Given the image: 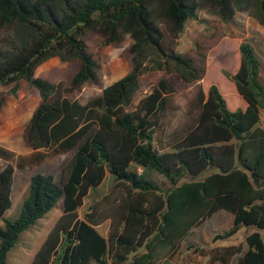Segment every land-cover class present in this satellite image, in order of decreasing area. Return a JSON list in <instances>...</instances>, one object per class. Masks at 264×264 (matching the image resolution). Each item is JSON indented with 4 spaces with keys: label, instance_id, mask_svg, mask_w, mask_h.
<instances>
[{
    "label": "trees",
    "instance_id": "1",
    "mask_svg": "<svg viewBox=\"0 0 264 264\" xmlns=\"http://www.w3.org/2000/svg\"><path fill=\"white\" fill-rule=\"evenodd\" d=\"M211 10L222 23L236 14L264 26V0H0V85L18 81L35 89L6 105L0 125L31 113L21 140L33 158L42 153L67 155L57 179L33 174L16 219L3 218L10 208L16 168L31 164L0 146V264L19 236L60 202L61 212L28 264H170L169 256L190 230L217 211L232 215L231 225L211 241L234 236L241 226L264 229V89L252 46L242 41L227 69L210 71L227 81L239 101L231 110L225 95L185 54L164 46L165 32L181 35L188 21ZM96 34L103 46L130 39L129 71L81 104L63 97L60 84L34 76L45 61L76 60L70 86L97 82L98 65L85 39ZM153 72L174 74L184 83L200 82L191 102L194 122L166 142L156 139L172 89L157 81L136 105L126 109L138 80ZM4 95L0 93V108ZM42 152V153H41ZM29 160V161H28ZM140 170V172L137 171ZM208 172V174H205ZM168 184L161 189L150 174ZM112 180L106 195L78 216L77 210L105 175ZM203 176L201 179H196ZM183 179H188L183 181ZM108 222L106 236L96 227ZM235 264H264V244L254 231ZM238 249L226 248L228 255Z\"/></svg>",
    "mask_w": 264,
    "mask_h": 264
},
{
    "label": "rangeland",
    "instance_id": "2",
    "mask_svg": "<svg viewBox=\"0 0 264 264\" xmlns=\"http://www.w3.org/2000/svg\"><path fill=\"white\" fill-rule=\"evenodd\" d=\"M165 32L164 46L176 53L185 54L203 71L206 81L212 80L217 84L225 95V102L228 108L236 110L239 108V101L229 90L227 81L208 69L213 64H218L227 69L232 65V55L240 42L245 41L244 17L236 14L231 23L225 24L219 21L215 13L205 10L198 13L196 21H188L181 35L171 36ZM5 32H1L0 36ZM87 51L98 65L97 82L87 83L79 87H71L70 80L77 72L79 63L76 60L60 62L56 58L49 59L42 63L34 73L36 78L42 79L50 84H60L65 91L63 97L68 100H76L83 104L89 99L100 94L101 90L115 81L122 78L130 68L129 45L130 39L125 36L118 45L103 46L99 36L89 33L85 39ZM259 64V83L264 89V59H257ZM164 79L172 89L169 96V104L162 125L156 131L158 145L166 142L170 135L180 134L187 126L194 122L195 113L191 110V102L201 81L195 83H184L174 74L153 72L141 77L137 83V89L133 93L131 103L126 109L134 111L138 101L155 86L158 80ZM18 87L11 93L13 84L0 85V93L4 95V102L1 115L4 117L6 105L9 102H18L22 95H33L35 104L31 111L38 104V96L35 89L27 86L23 81H18ZM33 93V94H32ZM29 113L15 119L8 120L0 125V146L15 153V155L31 157V164H26L21 169L16 168L14 162V176L10 196L11 205L5 212L3 218L11 221L17 218L22 201L28 195V178L33 174L51 175L57 179V166L67 155L42 153V159L33 158L32 151L25 147L21 140L22 129L25 126ZM259 126L264 129V109L259 110ZM12 131L8 136V133ZM29 161V160H28ZM4 163L0 161V169ZM140 172L139 169H137ZM205 174H208L206 172ZM200 176L196 179H201ZM150 178L161 188L168 187L167 182L159 175L150 174ZM188 179H183L186 181ZM112 186L111 178L106 174L100 186L90 191L77 210L78 216L87 209L93 202L103 195H106ZM61 212L60 202L47 212L35 225L23 232L16 243V246L9 252L6 264H28L38 246L44 239L46 233ZM232 215L226 211H217L210 217L203 220L197 227L189 231L186 237L179 243L177 250L169 256L170 264H235L236 259L246 248L244 239L250 233L256 231L261 236L264 244V229L256 230L252 227L241 226L237 233L229 239L211 241L214 234L226 230L231 225ZM2 223L0 222V227ZM108 222L105 221L96 231L103 237L106 236ZM238 249L235 253L228 255L226 248Z\"/></svg>",
    "mask_w": 264,
    "mask_h": 264
},
{
    "label": "crops",
    "instance_id": "3",
    "mask_svg": "<svg viewBox=\"0 0 264 264\" xmlns=\"http://www.w3.org/2000/svg\"><path fill=\"white\" fill-rule=\"evenodd\" d=\"M240 16L244 17L245 42L249 43L252 46L256 60L259 59V58L264 59V26L258 25L255 21H253L252 19L246 18L244 15H240ZM258 74H259V71H258ZM258 82H259V76H258ZM35 93L37 95L36 91H35ZM38 100H39V98H38ZM10 134H11V137H12L13 136L12 131L8 133V136ZM11 191H12V188H11Z\"/></svg>",
    "mask_w": 264,
    "mask_h": 264
}]
</instances>
